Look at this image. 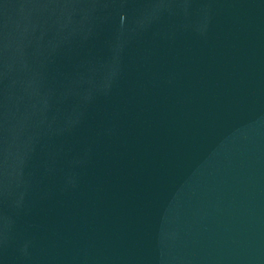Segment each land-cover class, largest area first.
<instances>
[{"label": "water", "instance_id": "1", "mask_svg": "<svg viewBox=\"0 0 264 264\" xmlns=\"http://www.w3.org/2000/svg\"><path fill=\"white\" fill-rule=\"evenodd\" d=\"M0 264H264V0H0Z\"/></svg>", "mask_w": 264, "mask_h": 264}]
</instances>
